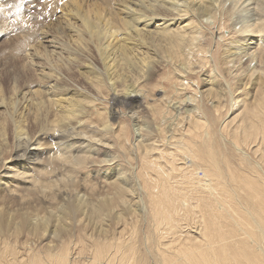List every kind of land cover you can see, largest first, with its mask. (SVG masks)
Masks as SVG:
<instances>
[{"label":"rangeland","instance_id":"374dc122","mask_svg":"<svg viewBox=\"0 0 264 264\" xmlns=\"http://www.w3.org/2000/svg\"><path fill=\"white\" fill-rule=\"evenodd\" d=\"M49 1L0 2H6L0 6V90L4 97L10 95L12 75L23 66L28 69L23 73L25 81L32 82L31 89L43 87L12 47L17 37L22 40L18 35L24 33L27 22L38 25L35 43L39 29H49L51 6L43 8ZM81 1L87 4L91 0ZM27 4L30 9H23ZM25 12L29 15L19 20ZM195 33L198 39L187 59L191 70L181 72L173 61L162 60L151 77L140 82V95L114 97L104 89L102 100L95 101L86 123L77 130L80 140L32 135L38 131L32 120L24 122V134L15 137L11 126L4 124L7 148L0 153V264H158L160 247L171 239L168 233L161 237L168 232L167 224L173 223L177 231L181 224L182 234L199 235L192 219L198 207L189 201V209H194L191 214L182 215L186 205L182 206L166 223L160 218L163 204L160 208L156 201L160 189H149L148 182L162 176L160 170L169 164L171 153L181 158L176 162L182 165L186 147L194 144L204 157L194 163L198 166L194 179H206L207 168L213 171L209 162L213 156L217 170L223 172L224 185L233 191L243 184L238 182L240 177L264 181L262 151L254 153L251 144L240 149L241 145L233 144L234 135L239 138L243 135L240 130L252 124L253 107L264 95V79L256 73L234 75L229 71L226 54L235 32L225 17L204 22ZM74 82L83 83L75 76ZM105 121L112 125L108 132L99 129ZM46 125L52 126V118ZM256 125H251L252 135L262 136ZM29 137L35 139L33 143ZM25 146L29 153L23 151ZM83 153L88 158L77 159ZM62 154L75 155L71 159L77 164L69 163L66 169L62 166L49 174ZM171 173L170 182L175 183L181 173ZM177 186L182 192L189 190L185 183Z\"/></svg>","mask_w":264,"mask_h":264},{"label":"bare ground","instance_id":"6f19581e","mask_svg":"<svg viewBox=\"0 0 264 264\" xmlns=\"http://www.w3.org/2000/svg\"><path fill=\"white\" fill-rule=\"evenodd\" d=\"M29 4L23 9H30ZM48 6H51L48 15L53 23L49 29H39L37 43L34 35L38 25L32 24L33 21L27 22L24 33L18 35L22 40L13 35L17 41L13 50L21 53L30 73L36 75L43 87L31 89L32 82L25 81L23 73L28 69L23 66L22 71L19 68L12 75L10 95L4 97L0 90V153L7 148L5 127L2 128L7 123L15 137L24 134L21 125L32 120L38 126V131L32 135L53 134L62 141L73 137L80 140L77 130L86 123L90 107L102 100L104 89L111 91L114 97H136L142 90L140 82L150 78L157 62L162 60L173 61L181 72L191 70L187 59L197 38L195 31L206 21L213 23L225 17L235 32L226 54L229 71L234 75L256 73L264 79V0H91L87 4L81 0H50L43 8ZM27 14L25 12L19 20ZM41 15V12L34 14L33 19ZM1 25L5 28L3 23ZM74 76L83 83H75ZM25 84L28 87L23 89ZM251 115L252 124H259L263 135H252L251 124L240 130L243 135L239 138L234 135L233 144L241 145L236 146L237 149L251 144L250 147H255L254 153L261 150L264 156V95L260 103L254 105ZM49 118H52V126L47 127ZM99 129L108 132L112 125L105 121ZM34 140L31 139V143ZM195 147L196 144L186 147L182 165L176 162L181 158L171 153L169 164L160 170L162 176L148 182L149 189H160L156 191L160 198L156 201L160 208L163 204L160 218L166 223L173 213L183 210L182 206L186 205L182 215L191 214L194 209H189V201L198 207L192 219L199 227V235L182 234L184 226L179 224L177 231L173 223L167 224L168 232L161 233V237L168 233L171 239L160 247L158 264H264L263 179L240 177L238 182L243 184L236 185L237 191H233V187L231 190L224 185L222 171L217 170L213 156L209 159L213 171L207 168L203 173L206 179H194L195 161H204ZM194 149L197 153L192 152ZM23 151L29 153L30 148L25 146ZM85 153L77 159L88 158ZM71 157L76 156H58L57 165L53 163L55 166L49 174L53 175L62 166L66 169L69 163L77 164ZM147 162L156 168L152 161ZM176 170L181 173L180 178L175 183L170 182L171 172ZM183 183L189 186L186 192L177 186Z\"/></svg>","mask_w":264,"mask_h":264}]
</instances>
